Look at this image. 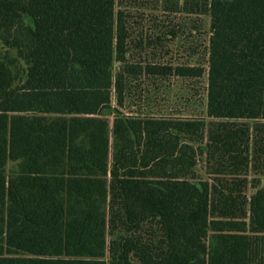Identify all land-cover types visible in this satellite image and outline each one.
<instances>
[{
  "label": "trees",
  "instance_id": "1",
  "mask_svg": "<svg viewBox=\"0 0 264 264\" xmlns=\"http://www.w3.org/2000/svg\"><path fill=\"white\" fill-rule=\"evenodd\" d=\"M261 177L264 0H0V264H264Z\"/></svg>",
  "mask_w": 264,
  "mask_h": 264
},
{
  "label": "rangeland",
  "instance_id": "2",
  "mask_svg": "<svg viewBox=\"0 0 264 264\" xmlns=\"http://www.w3.org/2000/svg\"><path fill=\"white\" fill-rule=\"evenodd\" d=\"M161 20H163L164 19V21H165V25H170V26H173V25H175L177 22H183V20L184 19H177V16H175L174 14H172L171 16H161V17H159ZM133 24H134V26H137V27H142L143 26V30H151V28L153 27L152 26V22H151V19H150V16L148 15H145V19L143 20V19H140V18H136L134 21H133ZM167 31V30H166ZM181 36L182 35H180L179 36V39H177V40H174L173 42H171L170 43V45H169V49H171V53L169 54V55H167L166 57H164L165 59H166V61H170V60H173L174 58H175V56H176V48L179 46V40L181 39ZM183 37V36H182ZM198 41H200L201 42V44H202V46H201V48H199V55L200 54H202L203 53V49H204V47H205V45H206V41H207V36H205V35H199L198 36ZM172 45V46H171ZM167 49V48H166ZM165 49V50H166ZM11 54H15V52L14 51H11ZM174 83V82H173ZM202 84H205V81H204V83H202ZM175 83H174V85L172 86L173 88H175ZM203 99H204V97H202ZM203 103H204V100H203ZM158 107H159V105H158ZM157 108V107H156ZM155 108V109H156ZM170 110H173V109H170ZM169 110V111H170ZM199 112L200 111H198V110H196V112H194V113H196V114H199ZM201 174H202V176L204 177L205 175H204V171L203 170H201ZM259 181H260V186H264V177H261L260 179H259Z\"/></svg>",
  "mask_w": 264,
  "mask_h": 264
},
{
  "label": "water",
  "instance_id": "3",
  "mask_svg": "<svg viewBox=\"0 0 264 264\" xmlns=\"http://www.w3.org/2000/svg\"><path fill=\"white\" fill-rule=\"evenodd\" d=\"M111 114V110L110 109H105L104 111H103V115H105V116H108V115H110Z\"/></svg>",
  "mask_w": 264,
  "mask_h": 264
}]
</instances>
